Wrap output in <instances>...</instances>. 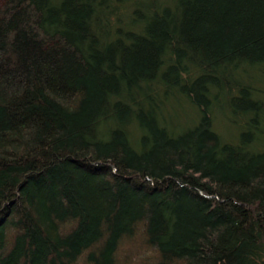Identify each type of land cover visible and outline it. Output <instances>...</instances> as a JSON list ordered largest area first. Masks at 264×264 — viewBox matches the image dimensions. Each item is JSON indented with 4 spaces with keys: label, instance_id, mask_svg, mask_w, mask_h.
Segmentation results:
<instances>
[{
    "label": "trees",
    "instance_id": "16d2710c",
    "mask_svg": "<svg viewBox=\"0 0 264 264\" xmlns=\"http://www.w3.org/2000/svg\"><path fill=\"white\" fill-rule=\"evenodd\" d=\"M0 264H264V0H9Z\"/></svg>",
    "mask_w": 264,
    "mask_h": 264
},
{
    "label": "rangeland",
    "instance_id": "374dc122",
    "mask_svg": "<svg viewBox=\"0 0 264 264\" xmlns=\"http://www.w3.org/2000/svg\"><path fill=\"white\" fill-rule=\"evenodd\" d=\"M9 3V0H0V9L6 7ZM16 14H10L6 18V22L9 23V20L13 17V22L20 23V31L22 35L26 37H30L33 40L39 41L40 43L44 44V46L55 50V51H64L67 50V46L65 43L59 38H47L43 36L40 30L37 27V15L32 9V7L25 5L21 7L18 11L15 12ZM8 28V27H6ZM7 30V35L10 38L14 37L17 34V27H10Z\"/></svg>",
    "mask_w": 264,
    "mask_h": 264
}]
</instances>
